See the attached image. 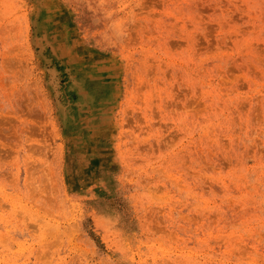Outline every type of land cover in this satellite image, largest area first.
<instances>
[{
  "label": "rangeland",
  "instance_id": "obj_1",
  "mask_svg": "<svg viewBox=\"0 0 264 264\" xmlns=\"http://www.w3.org/2000/svg\"><path fill=\"white\" fill-rule=\"evenodd\" d=\"M0 202V264H264V0H0Z\"/></svg>",
  "mask_w": 264,
  "mask_h": 264
},
{
  "label": "bare ground",
  "instance_id": "obj_2",
  "mask_svg": "<svg viewBox=\"0 0 264 264\" xmlns=\"http://www.w3.org/2000/svg\"><path fill=\"white\" fill-rule=\"evenodd\" d=\"M2 166V165H1ZM0 204H1V202H0ZM45 210V209H44ZM20 214V213H19ZM18 233V232H17ZM5 241V240H4Z\"/></svg>",
  "mask_w": 264,
  "mask_h": 264
}]
</instances>
